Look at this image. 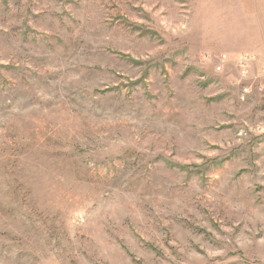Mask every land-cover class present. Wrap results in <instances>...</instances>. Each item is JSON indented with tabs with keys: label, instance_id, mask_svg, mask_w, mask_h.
<instances>
[{
	"label": "rangeland",
	"instance_id": "1",
	"mask_svg": "<svg viewBox=\"0 0 264 264\" xmlns=\"http://www.w3.org/2000/svg\"><path fill=\"white\" fill-rule=\"evenodd\" d=\"M239 4L0 0V264H264Z\"/></svg>",
	"mask_w": 264,
	"mask_h": 264
},
{
	"label": "built area",
	"instance_id": "2",
	"mask_svg": "<svg viewBox=\"0 0 264 264\" xmlns=\"http://www.w3.org/2000/svg\"><path fill=\"white\" fill-rule=\"evenodd\" d=\"M232 62L234 64L237 86L240 89L237 93L239 100L247 99L253 87L257 89V91L264 90V85H254L256 78H264V65H261L263 66L262 68H258V70H261L258 72V70H256L258 63H256V60L251 55L243 54L234 58V60H228L226 55L222 54L218 57L217 62L214 64V69L217 72H221Z\"/></svg>",
	"mask_w": 264,
	"mask_h": 264
},
{
	"label": "crops",
	"instance_id": "3",
	"mask_svg": "<svg viewBox=\"0 0 264 264\" xmlns=\"http://www.w3.org/2000/svg\"><path fill=\"white\" fill-rule=\"evenodd\" d=\"M239 5L241 6L248 5L250 7L251 5H253V7L251 8L253 9L254 16H251V21L254 20L253 23L255 24V26L252 27L253 32L249 33L247 40L241 39L234 41V48H244L241 46L243 45L241 43L244 42L245 48H258V49H250L246 51H237V50L234 51L240 53L238 56L243 54L251 55L256 60V63H260L264 65V2H260V1L258 2L257 0H251V1L242 0V4Z\"/></svg>",
	"mask_w": 264,
	"mask_h": 264
}]
</instances>
